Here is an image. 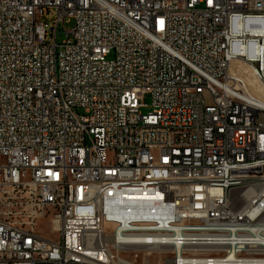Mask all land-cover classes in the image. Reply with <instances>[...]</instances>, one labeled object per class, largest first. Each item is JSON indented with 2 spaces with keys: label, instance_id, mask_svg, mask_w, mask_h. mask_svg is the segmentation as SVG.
Here are the masks:
<instances>
[{
  "label": "built area",
  "instance_id": "1",
  "mask_svg": "<svg viewBox=\"0 0 264 264\" xmlns=\"http://www.w3.org/2000/svg\"><path fill=\"white\" fill-rule=\"evenodd\" d=\"M237 60L264 88V0H0V264H264Z\"/></svg>",
  "mask_w": 264,
  "mask_h": 264
},
{
  "label": "rangeland",
  "instance_id": "2",
  "mask_svg": "<svg viewBox=\"0 0 264 264\" xmlns=\"http://www.w3.org/2000/svg\"><path fill=\"white\" fill-rule=\"evenodd\" d=\"M75 26V22L73 20H70V21H67L65 23V30L66 31H71ZM61 34L60 36L58 37V41L59 43H61L63 40L66 39V34L65 32H63V26H61ZM231 72L232 73H235V72H239L240 74H242L243 76H241V78L239 79L238 78V84L239 85H242V86H245L246 88L248 87H253V86H259V90L257 89H254L256 92L257 91H262L261 92H258L259 93V96L260 94H264V88L262 86L259 85V83L253 78V76L251 75L250 73V70H249V67H246V69L241 65V64H232V67H231ZM258 94H256L257 96ZM143 104L145 105L144 107H142L140 110H141V113L144 114V115H147L149 113L152 112V99H151V96L150 95H145L144 98H143ZM143 258H141L140 261H142ZM151 263L150 264H162L161 261H165V256L163 255H160V254H155L152 256V258L150 259Z\"/></svg>",
  "mask_w": 264,
  "mask_h": 264
},
{
  "label": "bare ground",
  "instance_id": "3",
  "mask_svg": "<svg viewBox=\"0 0 264 264\" xmlns=\"http://www.w3.org/2000/svg\"><path fill=\"white\" fill-rule=\"evenodd\" d=\"M241 64L245 69L246 67H249L244 62L237 60L233 61L232 64ZM231 64V67H232ZM231 69V68H230ZM254 87V86H253ZM257 88V86H255ZM259 90V86L258 89ZM261 92L262 91H257ZM261 228H264V215L261 216ZM144 229H150V221H145V216H138L135 219V231L137 235H144ZM260 245L264 246V235H261L260 237ZM166 263L167 264H180V258L176 257V252H169L166 256Z\"/></svg>",
  "mask_w": 264,
  "mask_h": 264
}]
</instances>
